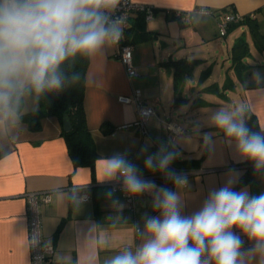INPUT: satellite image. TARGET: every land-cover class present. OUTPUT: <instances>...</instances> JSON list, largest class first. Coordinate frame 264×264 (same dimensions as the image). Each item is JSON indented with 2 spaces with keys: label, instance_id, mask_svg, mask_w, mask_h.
Listing matches in <instances>:
<instances>
[{
  "label": "crops",
  "instance_id": "1",
  "mask_svg": "<svg viewBox=\"0 0 264 264\" xmlns=\"http://www.w3.org/2000/svg\"><path fill=\"white\" fill-rule=\"evenodd\" d=\"M133 1L155 9L154 17L146 22L154 36L133 44L137 75L127 78L118 59V45L109 34L89 52L84 109L98 153L93 169L73 165L63 125L55 116L41 118L36 128L29 124L24 114L39 108L35 96L30 99L24 94L22 108L0 99V264H30L26 217L30 191H50V201L40 210L43 237L54 245L58 261L76 264H110L126 252L135 255L151 238L147 221L163 219V209L156 207L163 199L162 189L175 194L181 217H193L214 192L225 187L247 193L249 198L264 195V166L239 184L248 170L246 156L235 138L220 135L214 120L220 112L235 122L252 114L264 129V51L252 45L246 25L231 27L221 36L218 24L225 13H253L251 18L264 30V0ZM178 12L186 14L188 21ZM135 15L130 13L132 18ZM242 33L251 52L245 59L250 65L246 86L237 81L230 62L231 46ZM169 58L187 61L190 70L175 76L172 66L163 63ZM227 76L234 85L225 88ZM134 88L155 109L145 135L136 126H124L136 118L135 108L116 99ZM167 121L176 122L184 132L172 140ZM105 122L111 132L100 128ZM115 156L133 165L136 174L161 168L169 172L182 161L193 172L175 181L171 189L162 187L150 198L138 196L131 211L119 195L109 193L97 200L92 194V187H106L115 176L105 166ZM165 157H170L171 166L161 167ZM149 159L151 166L146 164ZM85 192L91 195L87 201L79 198ZM230 231L240 241L236 264H264V242L238 226ZM189 246H194L191 240ZM200 264L217 262L202 253Z\"/></svg>",
  "mask_w": 264,
  "mask_h": 264
},
{
  "label": "clouds",
  "instance_id": "2",
  "mask_svg": "<svg viewBox=\"0 0 264 264\" xmlns=\"http://www.w3.org/2000/svg\"><path fill=\"white\" fill-rule=\"evenodd\" d=\"M101 0H0V86H10L7 79L27 70L36 91L60 86L56 67L68 54L91 52L107 36L101 17L89 6ZM113 33V38L118 37ZM3 97L0 96V99ZM218 127L235 138L240 151L264 166V137L249 134L243 122H235L224 112L214 117ZM170 157L161 161L165 167ZM151 166L152 161H146ZM107 173L121 172L129 190L140 192L149 187L136 176V169L120 156L105 161ZM177 182L180 177H177ZM163 199L156 207L163 209V219L151 218L146 229L151 238L133 255L126 252L110 264H200L208 251L217 264H236L239 238L234 226L264 242V195L249 198L225 187L214 192L201 211L193 217H181L177 197L162 189ZM191 240L194 246H189Z\"/></svg>",
  "mask_w": 264,
  "mask_h": 264
},
{
  "label": "trees",
  "instance_id": "3",
  "mask_svg": "<svg viewBox=\"0 0 264 264\" xmlns=\"http://www.w3.org/2000/svg\"><path fill=\"white\" fill-rule=\"evenodd\" d=\"M97 15L101 17L103 27L106 29L107 34L112 35L113 29L107 24L98 5L89 6ZM154 9V7H153ZM155 12V9H154ZM136 15L132 18L130 16V25L124 29V41L129 44H134L137 41L147 39L154 36L153 33L146 28V20L143 11H135ZM246 25L248 34L252 45L259 51H264V32L260 30L259 23L256 19L246 17L242 21L230 23L228 29L235 26ZM250 42L247 39L246 33L237 36L231 46L230 62L231 67L235 73L237 81L244 86L246 76L250 70V65L246 62L249 57ZM168 66H172L174 75L178 76L183 69L190 70V64L182 59H168L163 62ZM89 64V52L77 51L74 54H68L65 59L56 67L55 74L60 79L59 87H45L42 91H36L32 81H29L23 86H20L13 76L7 79L10 86H0V90L4 91L7 95V102L16 108H19L22 102L23 92H28L35 96L39 103V108L29 111L24 114L31 126L38 127L40 120L46 116H55L61 125H63V116L67 115L71 123V128L67 131L63 129V136L66 142L69 156L75 167L89 166L91 169L94 167V162L98 157L95 142L90 129L87 126L86 113L84 109V94H85V76ZM207 74V72H205ZM228 84V85H227ZM225 88L234 85L230 77L225 79ZM244 126L249 130V134H256L264 137V129L258 125L257 119L252 114H246L243 121ZM109 123H102L100 128L104 132H111ZM220 135L229 137L223 128L219 127ZM233 138V137H230ZM245 162L249 165L247 173L244 174L239 184L249 180L250 172L258 169L256 161L246 156ZM175 168L190 169L182 162L174 164ZM99 188V190H98ZM103 189V190H102ZM114 194L106 187L94 186L92 187V194L95 199L99 200L104 198L106 194Z\"/></svg>",
  "mask_w": 264,
  "mask_h": 264
},
{
  "label": "built area",
  "instance_id": "4",
  "mask_svg": "<svg viewBox=\"0 0 264 264\" xmlns=\"http://www.w3.org/2000/svg\"><path fill=\"white\" fill-rule=\"evenodd\" d=\"M98 7L105 17L107 24L113 29L111 38L118 45V59L124 66L127 78L130 79L137 75V70L132 62L133 45L124 41L123 31L130 25L131 12L143 11L145 20L149 21L155 15L154 9L150 5L137 3L133 0H101ZM201 12L205 14L211 13L208 9H202ZM177 14L181 15L183 20L188 21V16L186 14L182 15L181 12H178ZM246 17H253V13L240 14L229 12L223 14L218 21L219 34L221 36L225 35L230 23L242 21ZM113 33H118V37L113 38ZM116 99L122 104L133 105L135 108L136 118L133 121L126 123L124 126H136L142 135L147 134L148 121L149 118L155 114V109L145 100L142 91L139 88H134L128 94L117 95ZM166 128L172 131V140H174L176 135L184 132L183 127L174 121H167ZM167 166L171 165L168 163ZM192 172L193 170L191 169H179L172 166L169 172H166L164 168H161L156 172L136 174L140 180L151 185L140 192L129 190L125 183V176L121 172H117L113 178L105 183V186L112 193L122 197L127 208L134 211L138 196L141 195L150 198L157 190L162 189V187L171 189L173 183L177 181V177L181 178ZM79 198L83 201H87L91 198V195L90 193L85 192L81 194ZM50 199V191H30L26 194V217L28 224L30 264H76L58 261L55 258L54 245L43 237L40 210L41 206L49 202ZM139 230L140 229H137V232H139ZM207 249L208 248L203 252V256L210 254Z\"/></svg>",
  "mask_w": 264,
  "mask_h": 264
},
{
  "label": "rangeland",
  "instance_id": "5",
  "mask_svg": "<svg viewBox=\"0 0 264 264\" xmlns=\"http://www.w3.org/2000/svg\"><path fill=\"white\" fill-rule=\"evenodd\" d=\"M262 32H264V30H261ZM224 57L221 58L220 60H218L219 63L223 62ZM226 62V60H225ZM217 63V62H216ZM217 68V67H216ZM215 68V70H216ZM15 81L20 85L23 86L26 83H28L29 81H31V77L28 73L27 70H21L20 72H18L17 74L13 75ZM27 94V96L31 97L30 99H35L34 96H32L31 94H29L28 92H23L22 94V102H21V108L23 107V102H25V95ZM0 96H2L4 99H7V95L4 91L0 90ZM34 101V100H33ZM36 101V100H35ZM37 103V102H36Z\"/></svg>",
  "mask_w": 264,
  "mask_h": 264
},
{
  "label": "water",
  "instance_id": "6",
  "mask_svg": "<svg viewBox=\"0 0 264 264\" xmlns=\"http://www.w3.org/2000/svg\"><path fill=\"white\" fill-rule=\"evenodd\" d=\"M71 128L70 120L68 119L67 115L63 116V129L65 131L69 130Z\"/></svg>",
  "mask_w": 264,
  "mask_h": 264
}]
</instances>
